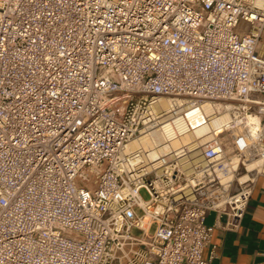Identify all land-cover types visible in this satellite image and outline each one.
<instances>
[{"label":"built area","instance_id":"built-area-1","mask_svg":"<svg viewBox=\"0 0 264 264\" xmlns=\"http://www.w3.org/2000/svg\"><path fill=\"white\" fill-rule=\"evenodd\" d=\"M260 175L264 0H0V264H219Z\"/></svg>","mask_w":264,"mask_h":264},{"label":"crops","instance_id":"crops-1","mask_svg":"<svg viewBox=\"0 0 264 264\" xmlns=\"http://www.w3.org/2000/svg\"><path fill=\"white\" fill-rule=\"evenodd\" d=\"M224 217L210 211L206 222L215 226L213 243L217 245L219 264H264V175L255 183L245 216L236 230H226ZM209 248L205 250L207 256Z\"/></svg>","mask_w":264,"mask_h":264},{"label":"bare ground","instance_id":"bare-ground-1","mask_svg":"<svg viewBox=\"0 0 264 264\" xmlns=\"http://www.w3.org/2000/svg\"><path fill=\"white\" fill-rule=\"evenodd\" d=\"M168 108H170V106H168ZM153 131H156V132L153 133L154 142L157 143V144H161L163 139H162V135L158 132L160 130L156 129V130H153Z\"/></svg>","mask_w":264,"mask_h":264},{"label":"rangeland","instance_id":"rangeland-1","mask_svg":"<svg viewBox=\"0 0 264 264\" xmlns=\"http://www.w3.org/2000/svg\"><path fill=\"white\" fill-rule=\"evenodd\" d=\"M141 194H142V196L145 198V199H148L149 198V194H148V192L146 191V190H141Z\"/></svg>","mask_w":264,"mask_h":264}]
</instances>
